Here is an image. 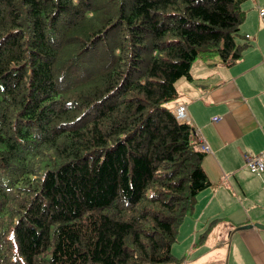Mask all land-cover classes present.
<instances>
[{
  "label": "trees",
  "instance_id": "1",
  "mask_svg": "<svg viewBox=\"0 0 264 264\" xmlns=\"http://www.w3.org/2000/svg\"><path fill=\"white\" fill-rule=\"evenodd\" d=\"M247 0H0V264H180L211 187L166 104L229 64Z\"/></svg>",
  "mask_w": 264,
  "mask_h": 264
},
{
  "label": "crops",
  "instance_id": "2",
  "mask_svg": "<svg viewBox=\"0 0 264 264\" xmlns=\"http://www.w3.org/2000/svg\"><path fill=\"white\" fill-rule=\"evenodd\" d=\"M261 8L264 0L243 6L235 39L246 45L240 57L229 64L196 59L190 79L176 82L177 96L166 104L172 113L184 107L196 145L207 147L201 168L211 184L187 215L188 244L180 264H264V171L251 173L244 159L264 154Z\"/></svg>",
  "mask_w": 264,
  "mask_h": 264
},
{
  "label": "built area",
  "instance_id": "3",
  "mask_svg": "<svg viewBox=\"0 0 264 264\" xmlns=\"http://www.w3.org/2000/svg\"><path fill=\"white\" fill-rule=\"evenodd\" d=\"M259 16L264 21V8L259 10ZM173 114L179 122H184L186 120L185 109L182 106L177 107ZM213 120L217 121V119ZM198 149L203 153L207 152V147L202 143V141L198 142ZM244 159L246 166L249 168L251 173H261L264 171V154H260L256 157H249L245 155Z\"/></svg>",
  "mask_w": 264,
  "mask_h": 264
},
{
  "label": "rangeland",
  "instance_id": "4",
  "mask_svg": "<svg viewBox=\"0 0 264 264\" xmlns=\"http://www.w3.org/2000/svg\"><path fill=\"white\" fill-rule=\"evenodd\" d=\"M249 1L250 0H247L246 2H244L241 5L242 10H243V6L246 3H248ZM236 38H238V37H235V39ZM186 217L183 219V221L180 223V226L178 227V231H177V235H176V241H175L174 245L171 248L172 255L178 260H181L182 252H185V248H186V246L188 244V241L185 242V240L188 239V232H189L188 218H189V216H186Z\"/></svg>",
  "mask_w": 264,
  "mask_h": 264
},
{
  "label": "water",
  "instance_id": "5",
  "mask_svg": "<svg viewBox=\"0 0 264 264\" xmlns=\"http://www.w3.org/2000/svg\"><path fill=\"white\" fill-rule=\"evenodd\" d=\"M252 225H250V226H247V227H244V228H250ZM255 227H259V226H257V225H254Z\"/></svg>",
  "mask_w": 264,
  "mask_h": 264
}]
</instances>
